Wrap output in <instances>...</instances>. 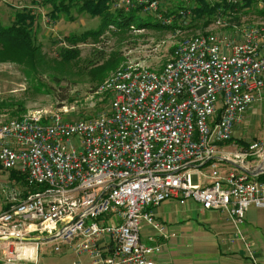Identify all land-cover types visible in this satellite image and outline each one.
Listing matches in <instances>:
<instances>
[{
    "label": "built area",
    "instance_id": "built-area-1",
    "mask_svg": "<svg viewBox=\"0 0 264 264\" xmlns=\"http://www.w3.org/2000/svg\"><path fill=\"white\" fill-rule=\"evenodd\" d=\"M113 6L152 14L159 0ZM96 93H108L109 104L95 118L35 113L0 122L1 166L23 173L29 187H43L0 213V263L37 264L28 245L55 236L88 255L84 264H156L162 246L142 240L143 225L168 238L155 207L194 199L224 212L231 241H242L252 264H261L243 225L251 206L264 207V181L230 161L264 165V138L237 150L220 145L264 98V26L246 27L240 40L193 36L161 69L120 67ZM60 250L56 244L53 251Z\"/></svg>",
    "mask_w": 264,
    "mask_h": 264
},
{
    "label": "rangeland",
    "instance_id": "rangeland-1",
    "mask_svg": "<svg viewBox=\"0 0 264 264\" xmlns=\"http://www.w3.org/2000/svg\"><path fill=\"white\" fill-rule=\"evenodd\" d=\"M194 3L195 0H159L158 11L150 15L161 18L164 28L155 27L157 21L150 22L148 26L151 28H141L140 25L116 28L104 24L100 16L93 17L76 9L71 15L60 12L56 19H51V3L43 0H0V20L4 24H11L19 10V13L29 10L37 15V41L42 46L41 55L33 60V64L27 58L16 61L7 57L0 61V122L35 113L43 117L59 114L70 121L98 117L108 109L109 94L96 93L97 88L120 67L139 63L159 70L171 58L174 49L193 36L214 32L240 40L246 27L264 26V15L258 13L238 14L237 21L223 15L219 24L191 25L194 22L191 14ZM182 6L191 12L177 18L178 27H170L174 19L162 16L164 10H182ZM86 30L91 32L83 33ZM69 48L72 51L66 56ZM253 107L256 112L250 111L249 122L246 121L250 135L241 137L244 147L264 138V101L256 102ZM233 140L220 146L230 145ZM9 177L10 170L0 165V213L7 210L5 208L11 202L22 200L34 192L28 187L27 191L21 190L15 199L12 198L14 189ZM192 179L196 182L198 176L193 175ZM36 242L33 245L37 246V264H83V257L70 245L54 239ZM56 244L61 245L59 252L53 251ZM32 254L35 257V253Z\"/></svg>",
    "mask_w": 264,
    "mask_h": 264
},
{
    "label": "crops",
    "instance_id": "crops-1",
    "mask_svg": "<svg viewBox=\"0 0 264 264\" xmlns=\"http://www.w3.org/2000/svg\"><path fill=\"white\" fill-rule=\"evenodd\" d=\"M255 103L246 112L244 120L235 127L233 142L223 148L237 150L244 147L241 137L250 135L247 130L249 123L246 121L249 122V112L256 110L253 107ZM235 132H238V135ZM251 165L260 164L253 160ZM5 170H10L9 180L14 189L12 198L15 199L21 190L27 191L29 186L26 177L15 169ZM154 211L159 220L168 226L171 234L164 238L150 225H143L142 240L148 244L158 243L162 246V250L154 256L156 264H252L242 241H231L235 231L221 210L206 209L194 199H188L185 203L167 199L155 207ZM243 229L252 241L261 264H264V207L251 206L247 210ZM104 239L108 241V237ZM79 256L83 257V264L89 260L88 255Z\"/></svg>",
    "mask_w": 264,
    "mask_h": 264
},
{
    "label": "trees",
    "instance_id": "trees-1",
    "mask_svg": "<svg viewBox=\"0 0 264 264\" xmlns=\"http://www.w3.org/2000/svg\"><path fill=\"white\" fill-rule=\"evenodd\" d=\"M43 1H45V3H51L52 7L49 11L51 19H56L60 12H65L71 15L72 11L76 9L78 12H85L93 17L100 16L104 24L114 25L116 28H124L127 25V28L131 25H140L139 27L141 28H148L150 22L153 21L158 22L155 27H165V23L161 18H155V16L142 12L140 7L131 8L129 10L115 8L113 4L116 0ZM182 8V10L177 9L175 11L172 10V8L164 10L162 16L174 19V23H171L170 27H178L177 18L181 19L183 14L188 16V13L191 12L184 6H182ZM191 10V14H193L192 21H194L191 25L202 23L205 26L214 23L219 16L222 17L223 15H229L231 21H237L238 14L246 15L258 13L264 15V8L258 7V0H240L235 4L228 0H195ZM19 11L15 14V18L11 24H4L2 20H0V61H4V58L7 57L12 58L13 60L16 59V61L27 58L30 59L29 63L33 64V60L36 59L38 55H41L39 51L42 48L37 41L38 17L29 10L26 13H19ZM181 11L184 12L181 13ZM90 32L91 31L86 30L83 33ZM71 37L73 40H77L74 36ZM81 39L85 38L81 37ZM63 50H65V48H63ZM70 51H72L71 48L67 49L66 56H69L68 53ZM62 53L65 52H61V54ZM255 179L264 181V173L255 177ZM42 188V186H31V188L28 189H31V191H38Z\"/></svg>",
    "mask_w": 264,
    "mask_h": 264
},
{
    "label": "water",
    "instance_id": "water-1",
    "mask_svg": "<svg viewBox=\"0 0 264 264\" xmlns=\"http://www.w3.org/2000/svg\"><path fill=\"white\" fill-rule=\"evenodd\" d=\"M232 164H234L235 166H237L239 169L243 170L244 172L248 173L250 176H253V177H257L261 174L264 173V165L260 164V165H251V164H247L246 166H243L237 162H234V161H230ZM190 167L193 166V164H190L189 165ZM32 239H42V238H32ZM46 239L47 241L48 240H53L55 239V236H52V237H47V238H44Z\"/></svg>",
    "mask_w": 264,
    "mask_h": 264
},
{
    "label": "bare ground",
    "instance_id": "bare-ground-1",
    "mask_svg": "<svg viewBox=\"0 0 264 264\" xmlns=\"http://www.w3.org/2000/svg\"><path fill=\"white\" fill-rule=\"evenodd\" d=\"M27 250H29V252H31V253L33 251L35 252L36 251V246H34V248L33 247H28Z\"/></svg>",
    "mask_w": 264,
    "mask_h": 264
}]
</instances>
